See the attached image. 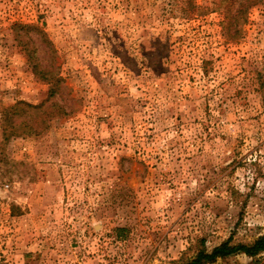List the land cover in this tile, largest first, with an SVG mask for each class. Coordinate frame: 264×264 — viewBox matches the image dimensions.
<instances>
[{
	"label": "rangeland",
	"instance_id": "obj_1",
	"mask_svg": "<svg viewBox=\"0 0 264 264\" xmlns=\"http://www.w3.org/2000/svg\"><path fill=\"white\" fill-rule=\"evenodd\" d=\"M263 232L264 0H0V264Z\"/></svg>",
	"mask_w": 264,
	"mask_h": 264
},
{
	"label": "trees",
	"instance_id": "obj_2",
	"mask_svg": "<svg viewBox=\"0 0 264 264\" xmlns=\"http://www.w3.org/2000/svg\"><path fill=\"white\" fill-rule=\"evenodd\" d=\"M253 4V2L239 3L238 5L241 7L233 10V12L227 9V14H225L227 23L233 24L238 15L243 13ZM228 37L229 39H232L234 38V35L228 34ZM237 253H243L246 256L253 258V264H264V232L250 242L234 243L231 241V238H228L213 246L209 251L204 249L198 250L195 255L182 260L179 264H207L215 262L219 258H225Z\"/></svg>",
	"mask_w": 264,
	"mask_h": 264
}]
</instances>
